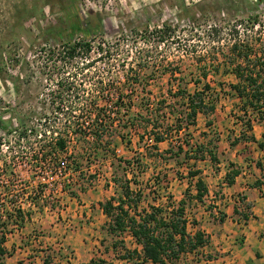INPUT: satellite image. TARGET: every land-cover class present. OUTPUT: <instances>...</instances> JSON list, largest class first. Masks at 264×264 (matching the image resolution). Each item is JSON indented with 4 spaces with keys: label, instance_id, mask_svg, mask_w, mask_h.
Here are the masks:
<instances>
[{
    "label": "rangeland",
    "instance_id": "374dc122",
    "mask_svg": "<svg viewBox=\"0 0 264 264\" xmlns=\"http://www.w3.org/2000/svg\"><path fill=\"white\" fill-rule=\"evenodd\" d=\"M69 5L83 20L88 12H92L93 22L101 20L99 32L86 37L92 43L91 52L85 59L71 62L60 59L59 51L67 41L85 35L75 32L67 36L69 21L64 9ZM255 15L264 19V0H75L73 4L69 0H0V119L11 123V129L19 121L34 123L42 115L46 125L61 128L67 112L64 107L70 104L58 103L53 97L58 93L57 80L65 77L73 82L75 97L70 96L77 104L74 121L86 133L93 131L87 128L92 117L89 112L95 113L98 107L101 115L115 120L124 116L122 110L118 114L114 108L119 93L134 97V104L141 97L153 105L160 99L178 103L174 92L181 80L189 92L202 88L203 67L211 93L217 95L213 114H199L187 136L172 126L173 134L158 145L157 152L149 150L148 140L138 143L142 131L122 129L123 139L118 136L119 128L110 127L99 144L71 139L68 152L55 160L47 152L54 146V134L26 144L17 141L14 130H0V205H21L30 216L20 227L9 225L5 264H81L94 257L113 264H151L136 257L124 260V251L112 247L115 241L118 247L122 241L128 249L136 246L128 232L113 236L107 232L109 217L99 203L120 195L114 179L134 181L132 189L141 191L132 196L138 211L152 204L171 207L172 202L177 205L183 199L187 230H201L208 238L207 247L210 239L206 230L212 223L221 222L228 212L244 220V214L251 212L246 202L244 210L240 207L235 211L223 204L225 180L221 177L225 171L240 169L264 185V146L244 139L254 135L264 143V120L247 129V119L254 116L244 113L240 100L231 95L228 84L235 77L223 70L214 72L211 67L229 55L228 47L234 40L258 43L259 31L250 26ZM164 24L175 30L170 40L158 46L142 41V31ZM99 45L105 50H99ZM88 61L92 64L86 67ZM128 68V76L136 78L138 85L123 82ZM198 77L202 82L196 85ZM136 110L134 107L129 114ZM209 120L210 125L206 123ZM61 133L65 135L63 130ZM195 143H205L207 149L216 146L217 161H210L208 153L205 160L196 161L182 152L175 153L178 145L189 149ZM118 156L129 164L119 161ZM195 168L200 169L208 189L201 201L193 196L196 178L188 176ZM198 249L199 258L226 257L231 244L224 252Z\"/></svg>",
    "mask_w": 264,
    "mask_h": 264
},
{
    "label": "trees",
    "instance_id": "16d2710c",
    "mask_svg": "<svg viewBox=\"0 0 264 264\" xmlns=\"http://www.w3.org/2000/svg\"><path fill=\"white\" fill-rule=\"evenodd\" d=\"M69 1L71 4L75 3V0ZM71 9L70 5L64 9L67 12L66 20L69 21L67 36L72 37L75 32H81L85 35V38L67 41L63 44V51H59L60 59L68 60V62L76 58L85 59L92 50V43L86 37L99 32V28H101V20L96 23L91 20L92 12H88V17L83 20L79 15L72 13ZM250 26L252 29L256 28V31H259L256 32L258 33L256 37L258 43L250 42L249 39L245 41L243 39L234 40L228 47L229 55L225 59L217 61L216 65L212 63L211 68L214 72L223 70L235 77V81L229 83L228 86L231 95L240 100L241 110L244 113L251 112L253 114L254 117L247 119L246 122L247 129L251 130L253 122L262 123L264 120V19L259 20L258 16L255 15ZM174 34V28L164 24L154 30L145 29L141 32L140 38L147 44L153 42L158 46L160 43L170 40ZM257 45L258 47H256ZM98 48L101 51L105 50L102 45H99ZM91 64L92 61H88L85 66L89 67ZM203 68L202 78L205 81L202 82L200 77L194 81L196 85L202 82V88H195L193 92H189L186 85H184L186 83L182 80L177 85L178 88L174 92V96L179 98L178 103H167L166 99H160L153 105V103L144 101L141 97L136 99L137 103L134 104L132 103L135 101L134 97L126 95L125 98L124 95L119 93L116 95L114 108L117 109L118 114L122 110L124 116H117L116 120L112 116L101 115V107L97 109V105L94 104L97 111L95 113L89 112L92 117L87 122L88 130H93L91 133L81 131L76 126L73 108L77 104L73 101L75 95L71 92L73 82L67 77L60 78V80H57L56 90H58V93L53 99L58 103L62 102L61 104L64 101L70 104V106L64 107L67 112H64L66 114L65 124L61 128H63L65 135L61 133V128L55 125H46L43 120L45 119L44 115L38 117L34 123H31L30 120L19 121L18 125L12 129L9 127L11 123H4L5 121L0 119V130L4 133H10L14 130L17 133V141H24L26 144L45 139L47 133L54 134V146L47 148V152L55 160L58 156L60 157V155L68 152V144L71 139H75V141L73 140L74 143H84L91 140L99 144L101 143L99 141L110 127L119 128L118 136L123 139L125 137L122 129L142 131L138 135V143L148 140L149 150L157 152L158 145L167 140L174 131H185V136H187L189 129L196 125L199 114L206 117L213 114L217 95L211 93L212 87L206 79V67ZM129 70L130 68L125 70L126 77L123 82L132 86L138 85L139 82L136 78L128 76ZM71 94L73 97L70 96ZM144 98L148 100V97ZM74 103L75 105H73ZM134 107H137V110L134 111V114H129ZM57 108L60 109L58 106ZM162 111L164 115L160 116L159 112ZM206 123L210 125L211 121L209 120ZM172 126H174V131H170ZM69 129H72V131H69ZM247 138L256 142L260 148L264 146V143L254 135L244 137V139ZM126 142L130 144V141ZM235 142L231 145H234ZM184 144L189 146L188 139L184 140ZM190 148L187 149L183 148V145H178L175 153L182 152L188 155L189 159L192 158L195 161L198 159L205 160V153H208L210 161H217L216 149H213L216 146L207 149L205 143H195L194 147L190 145ZM169 150L171 149H167V151ZM118 160L129 164V161L123 160L119 156ZM195 161L193 164L196 163ZM257 164L261 166V163L258 162ZM239 172L240 169H234L232 172L228 171L224 178L225 182L231 184ZM200 174L201 171L198 168L188 171L189 179L196 178V192L193 196L197 201H201L208 192L206 182ZM114 182L118 183L116 190H120V195L118 197L112 196L99 204L101 211L109 217L107 232L111 236L128 232L134 239L136 246L131 249L125 247L123 241L120 247H118V241L112 243L114 251L121 248L126 253H123L122 259L128 261L129 258L136 257L142 263L167 264L170 262L174 264L172 263L173 260L177 259L182 253L196 252L198 248L208 243V238L201 230L194 233L187 230V219L184 214L185 201L183 199L179 200L177 205L172 202L171 207L152 204L148 205L149 209L143 208V211H138L137 200H132V196L140 195L141 191L132 189L130 184L134 181L131 179L122 181L114 179ZM255 184L260 186L261 183L256 182ZM25 218H30L29 210H25L21 205L12 203L10 208L0 205V264H5L4 258L8 254L5 242L8 232H10L9 225L14 223L20 227ZM81 264H113V262L103 257H94Z\"/></svg>",
    "mask_w": 264,
    "mask_h": 264
},
{
    "label": "crops",
    "instance_id": "0c3cea01",
    "mask_svg": "<svg viewBox=\"0 0 264 264\" xmlns=\"http://www.w3.org/2000/svg\"><path fill=\"white\" fill-rule=\"evenodd\" d=\"M225 175L226 171L223 178L220 176L222 180ZM255 183V177L244 170H240L231 184L222 182L225 186L222 190L223 204L235 211L240 207L244 210L246 207L243 204L246 202L251 211L244 214L246 217L242 221L227 211L221 222L212 223V227L206 230L210 239L208 247L224 252L230 243L228 255L199 258L197 252H188L174 264H264V185L256 186ZM208 247L205 245L201 248L207 252Z\"/></svg>",
    "mask_w": 264,
    "mask_h": 264
},
{
    "label": "built area",
    "instance_id": "2783aa9c",
    "mask_svg": "<svg viewBox=\"0 0 264 264\" xmlns=\"http://www.w3.org/2000/svg\"><path fill=\"white\" fill-rule=\"evenodd\" d=\"M63 167H64V165H63Z\"/></svg>",
    "mask_w": 264,
    "mask_h": 264
}]
</instances>
